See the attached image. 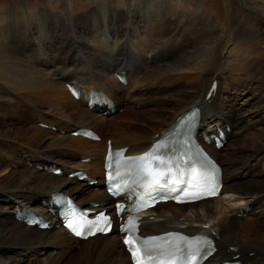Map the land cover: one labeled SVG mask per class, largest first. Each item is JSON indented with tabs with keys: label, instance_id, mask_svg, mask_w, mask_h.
<instances>
[{
	"label": "bare ground",
	"instance_id": "bare-ground-1",
	"mask_svg": "<svg viewBox=\"0 0 264 264\" xmlns=\"http://www.w3.org/2000/svg\"><path fill=\"white\" fill-rule=\"evenodd\" d=\"M253 1L232 0L225 33L216 17L189 13L172 0H140L121 9L112 0H96L76 16L69 7L30 11L28 0L0 10V264H129L115 233L81 241L57 227L47 210L50 193L61 190L79 204L109 209L100 185L107 140L126 154L141 153L195 105L201 109L199 135L230 128L220 150L208 145L224 170L222 194L192 205H158L143 218V229L211 232L217 246L212 259L238 253L246 264H264V161L258 158L264 154V62L243 54L244 41L258 36L252 14L264 19V0ZM199 30L205 34L197 38ZM226 38L231 44L222 46ZM121 70L126 85L116 77ZM175 80L187 83L180 94L161 97L153 89ZM72 81L81 86L78 100L66 88ZM213 81L216 92L205 99ZM91 90L105 93L120 115L89 110ZM144 104L152 107L142 118L128 109ZM79 126L101 139L72 136ZM239 141L255 149L248 154ZM86 157L91 160L81 162ZM51 165L83 169L98 185L68 178V172L55 176L47 171ZM23 208L51 217L53 228L18 222L13 211Z\"/></svg>",
	"mask_w": 264,
	"mask_h": 264
},
{
	"label": "rangeland",
	"instance_id": "rangeland-1",
	"mask_svg": "<svg viewBox=\"0 0 264 264\" xmlns=\"http://www.w3.org/2000/svg\"><path fill=\"white\" fill-rule=\"evenodd\" d=\"M115 3V7L118 9L124 8L126 7V5H128L130 2H138L140 0H112ZM176 5V7L181 8L189 13H192L193 11L200 13V14H204L207 16H212V17H216V19L219 22V30L222 33H225L227 30V23H228V12H229V7L232 8L231 6V2L232 0H201L200 3L197 4V0H189L193 3L190 4L189 2H181L180 0H172ZM248 3H246L247 5L251 6L252 4L254 5V1L253 0H247ZM28 2L30 3L29 5V10L30 11H38L40 9H46V10H50V11H54V12H64L65 10H67V8L69 7L70 9L69 12L72 15H79L85 12H89L92 7L96 4V0H28ZM229 3V4H228ZM259 3V2H258ZM16 5V6H20V0H0V10L10 6V5ZM263 2H261V4H259L260 6H262ZM242 5V3H240V6ZM252 5V6H253ZM243 6V5H242ZM240 9V7H239ZM252 17H254V21H256L255 23V28H256V32L258 34L257 37L252 38V39H246L244 41V55L248 56V57H256L258 58L260 61L264 62V19L260 18L254 14H252ZM237 18H239L238 14H237ZM199 34L204 35L205 33L203 31H197L196 37H199ZM192 35V33L190 34V36ZM185 39H187L185 37ZM231 40L226 38L224 40V42L222 43V46H229L231 43ZM234 45H237V42L234 43ZM232 48H234V46H231ZM186 52V51H185ZM188 52V51H187ZM168 85H163L160 87H154L153 89H157L159 91H162V95H160L161 97H164V93L166 94H171V93H175V94H180L183 89L187 88V83L182 80H180V82L178 80H175L172 83H167ZM186 84V85H185ZM166 86V87H165ZM186 86V87H185ZM162 88V89H161ZM150 90H148L147 92H149ZM145 97L150 98L149 96H147V94L145 95ZM153 100V99H152ZM145 107H140V106H131L130 108H128L130 111H135L136 114L135 116L137 117H144L147 116V112H150L149 108L152 107L151 104H144ZM122 112V109H118L116 111L117 114L110 115L113 117H116L118 115H120V113ZM112 123H114V121H112ZM255 132L257 131H253V130H249L247 132V135H249L251 133L255 134ZM246 134V133H245ZM241 143V144H240ZM239 144L243 147L244 150H246V152L248 154H251V151H253V149L250 147V152H249V146L250 145H244L241 141H239ZM236 144H232V149H235ZM248 146V148L246 147ZM246 147V148H245ZM230 146L226 149L223 150V153L225 150L229 149ZM245 152V151H244ZM238 156H241V154L239 152H237ZM240 154V155H239ZM261 158L262 161H264V154H259L258 158ZM71 159L73 162L76 161V156H71ZM248 159H250L249 161L252 162L253 159L248 156ZM29 166H31V164H29ZM96 187V186H95ZM78 249V246H77ZM46 250H50V248L46 247ZM71 255V254H69Z\"/></svg>",
	"mask_w": 264,
	"mask_h": 264
},
{
	"label": "snow or ice",
	"instance_id": "snow-or-ice-1",
	"mask_svg": "<svg viewBox=\"0 0 264 264\" xmlns=\"http://www.w3.org/2000/svg\"><path fill=\"white\" fill-rule=\"evenodd\" d=\"M153 183H154L155 185H157L158 187H164V185H161V183H160L159 180H156V181H154ZM149 187H151V185H150ZM172 191H173V192H177V189L174 188V189H172ZM181 191H182V189H181ZM118 210H119V206H118ZM125 223H126V222H125ZM89 224H91V221H87V222H85V225H83V227L85 228L86 232H88V233L91 232V229L87 227ZM67 227H69V229H71V230L74 232V234L77 235V236H80V235L82 234L81 231H77V230L73 227V225H72L71 222H69V223L67 224ZM103 230H104L103 228H98V231H103ZM120 231H122V232H123V231H130V229H127L126 226H125V224H121ZM141 242L146 244L145 241H141ZM130 243H131V241H130L129 239H127V238L124 239V244H125V245H129ZM144 250H145L146 253H149V254H151V252H152V250L149 249L147 246H145V249H144ZM204 251L207 252V249H205ZM132 255H133V257H135V256L137 255V253L133 252ZM136 264H141V262H140L139 260H137V261H136Z\"/></svg>",
	"mask_w": 264,
	"mask_h": 264
}]
</instances>
